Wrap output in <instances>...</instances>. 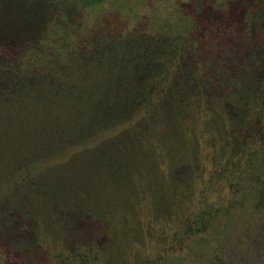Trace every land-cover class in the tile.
<instances>
[{
    "label": "rangeland",
    "instance_id": "374dc122",
    "mask_svg": "<svg viewBox=\"0 0 264 264\" xmlns=\"http://www.w3.org/2000/svg\"><path fill=\"white\" fill-rule=\"evenodd\" d=\"M3 26L10 31V61L20 53L13 43L30 45L15 61L0 57V75H14L0 93L15 94L12 108L0 96V264H59L57 256L61 264H264V0H3ZM250 36L257 40L244 44ZM210 41L222 47L237 43L241 51L218 56ZM254 47L259 57L252 73L247 63L255 57L245 52ZM180 57L197 78L202 72L219 75L224 91L212 87L205 94L173 95L166 88L169 80L148 86L162 90L163 85L168 112L171 105L175 111L174 117L154 121L145 113L146 103L140 109L147 116L143 124L157 126L153 139L160 145L158 155L155 149L143 151L149 162L129 153V162L141 164L148 178L141 187L144 200H136L138 187L128 190V178L110 177L101 161L71 152L83 137L89 112L81 108L75 120L64 117V125L50 126L47 96H59L61 110L67 108L66 94L96 108L100 87L117 81L122 90L134 89L128 75L170 79L179 72ZM165 59L172 63L167 71L159 65ZM231 70L233 83L223 85ZM42 75H64L63 83L53 88ZM73 75H80L77 87L70 82ZM36 95L45 96L44 105L36 107ZM235 96L242 104L241 98L232 102ZM232 106L241 114L239 124L229 120ZM18 110H27L28 119ZM185 117L189 126L182 124ZM37 118L41 121L35 123ZM119 126L96 135V157L102 141L123 137ZM238 150L244 152L243 163L213 170L220 161L226 166ZM56 161L66 164L62 175ZM39 162L44 170L37 168ZM79 162L88 163L85 170ZM188 165L189 178L181 175ZM128 174L133 182L134 172ZM35 207L43 213L42 224L36 222ZM206 211L210 220L186 235L175 234L174 225L160 229L159 220L174 221L181 212L195 225ZM158 233L156 242L151 235ZM82 254L85 260L74 258Z\"/></svg>",
    "mask_w": 264,
    "mask_h": 264
},
{
    "label": "trees",
    "instance_id": "16d2710c",
    "mask_svg": "<svg viewBox=\"0 0 264 264\" xmlns=\"http://www.w3.org/2000/svg\"><path fill=\"white\" fill-rule=\"evenodd\" d=\"M0 1H1L0 2V5H1L3 3V0H0ZM10 24H11L10 21H9V24L6 22H3V25H5V26H8ZM5 26L0 28V39H1L0 40V57H1V55H3V57H5L4 61L12 62V61L17 60L18 58H22L23 54L28 50L30 43H22V42L21 43H16V42L13 43V41H12L13 44H15V45L17 44V48L20 49V53H18L16 55V58L14 60L10 61L9 56L12 55L13 50L10 51L12 46H11V41L9 40L10 38H8L9 35H7L10 33V31H8V33L4 32L8 29V28H5ZM9 30H11V29H9ZM13 31H15V30H13ZM16 31H18V29H16ZM40 33L41 34H39V35L41 36L42 32H40ZM35 38H36V36H35ZM176 39L181 41L183 38H176ZM255 39H256L255 37L250 36V39L245 40L247 42H244V44H249L250 42H248V41H252ZM221 40H222V38H221ZM182 41H181V43H182ZM27 42H30V41H27ZM219 42H213V43L211 42L212 54H217L218 56H223L225 58H228V57H230L229 56L230 53L233 52V56H234L235 52L239 53L241 51V49L239 50L240 45H238L237 43L233 44L232 47H229L230 44H225L222 47V46L218 45ZM181 47H182V44H181ZM235 49H237V51H235ZM245 50H248V49H245ZM249 51L252 53H249ZM249 51L245 52L246 56L248 57L249 55H251L252 57H255L254 61L247 63L248 67L252 68L251 71L253 73V68L257 62L256 60H258V57H259L258 53H257L259 51V48L254 47L253 49H249ZM238 56H241V54L240 55L238 54ZM166 61H167V59H165L164 61L163 60L160 61L159 65L162 66V64L164 62L167 63ZM188 61H189V59L187 60V62ZM165 63L163 64V69H164V71H167V68L172 66V63H170L169 65H166ZM226 66L227 65H225V67ZM190 68L191 67L188 64L184 63L180 57V66L178 68L179 72H176V74L173 75L172 77H170V79L167 78L165 75H128V77H130L129 79L136 83V84H133L134 89L132 88V85H131L129 90H122L123 88L121 86L122 85L121 82H117V81H115L111 86H107L108 89L105 88V86L100 87L99 92H98V102L96 104V108L95 107L94 108H87L85 101H80V100L78 101L77 100V102H75V100H74L75 95L72 96L70 94H66L64 96V98H65L67 108H64L65 110H61L59 108L61 106L57 104L58 98H60V97L54 95V93H50L47 96V101L49 103V106H47V107H49L50 115L47 117L46 122L49 123L50 126H54V127L64 125L63 124L64 117H66V119L68 118L69 120H75L76 118H78L80 116V114H77V112L81 108L86 109L89 113L87 116H84V119L87 122L84 125L85 129L80 134V136L82 135L83 137H80L79 144L72 147L71 152L72 153H79V155L81 153H83V154L85 153V155H87V153H88V154H90V156H87L88 159H90V160L95 159L98 161L99 164L101 161L102 166L104 167L103 169H105L110 174L109 175L110 177H114L118 180L121 179L122 176H125V178H128V181H127L129 183L128 190H131L134 187H138V190H136V191H137V194H139V195L135 196L136 200L143 201L145 194H143V191H142L143 188H141V187L144 186L145 183H147L148 178H146V176L144 175V173L142 171L143 169L141 167V164L129 162V160H131V158H129V156H130L129 153H130V151H134V152L140 154V155H137L138 158H146L145 160L149 162V160L152 161V158L148 159L147 153H145L143 151L146 150V152H147L148 149H155V151L158 155L159 151H157V150L159 148L156 149V147L159 146L160 144L159 143L157 144V142L154 141V139H153V136H155V134H157V132H158L157 126H154L155 124L150 125V126H148V125L145 126L143 124V121H147V116H145V117L141 116L140 115V109H142V108L144 109V104L146 103L147 108L144 109L145 113L148 115L150 120H154V121H156V120L165 121L167 117H174L172 112L175 111V108L171 105V111L172 112L171 111L168 112V106L166 105L164 97L162 98L163 95H167L166 91H162L164 88L163 85H162V90L153 89V88L150 89V87H148V86L153 84V83H154L153 85H157V84H160V82H162V81L164 83L165 80H169L168 87H166V88H171L170 93H172L173 95H177V93L178 94L184 93V94L191 96V95H194V92L198 93V94H202V93L205 94L206 92H210V88H212V87H219L220 91H224V88L219 86L220 85L219 84L220 77H218L219 75H212L210 73L205 74L204 72H202L200 77L197 78L196 75H193L192 73H190V71H189ZM232 69H233V67H232ZM230 72L232 73V70ZM166 75L168 76L169 74H166ZM232 75H233V73L231 75H227V79L225 80L223 85H229V84L233 83L234 79L229 78ZM13 76L14 75H0V87L2 86L4 81L11 82L13 79ZM22 76H24L25 78L33 79V78L37 77L38 75H22ZM62 76H64V75H45V76L42 75V80H43V77H46L48 83H50L53 88H59V87H61V84L63 83ZM253 76L255 77V81H257L258 78L256 79V75H253ZM79 78H80V75H73L71 78V81H70L71 84H74L77 87L79 84L77 82V81H79ZM217 78H218V80H217ZM259 80H260V78L258 79V81ZM207 85L209 88L207 90H205V86H207ZM100 89H101V91H100ZM14 95L12 96L11 94L8 95V94L0 93V96L4 98V102H6L5 105L7 107L10 105L9 108H12V105H13L12 99L14 98ZM157 96H159V98ZM212 96L214 97L213 99L218 98V97H216V95L215 96L212 95ZM34 98L37 101L36 107L39 103L44 105V102H46V101H44L45 96L36 95V96H34ZM80 98L82 99V97H80ZM237 98H241V104H242V97H240V96H235L234 98H232V102L234 100H237ZM8 100L11 101V104H9L7 102ZM147 102H152V105H150L151 109H148V103ZM158 102H160V104H163V107L161 109H159V107H158ZM153 103H154V105H153ZM232 107H233V109L227 108V111H228L227 114H228L229 120L231 122H233L234 125L237 122L239 124V122L241 120V117H240L241 114L238 112L237 109L235 110L234 106H232ZM38 109H40V108H38ZM26 111L27 110H18V112L20 113V118L28 119V117L26 116L28 113ZM39 112H41V110ZM181 113H182L181 111H177L175 113V119L176 118L179 119L181 116ZM35 120H36L35 123H38L41 121L38 118ZM189 120H188V122H189ZM185 121L186 122L182 123V124L186 125L188 123L186 117H185ZM113 124L114 125L115 124L120 125L119 128L122 130L119 134L122 135L123 137L121 138L119 136H116L111 141H108V140L102 141L101 142L102 144H100V151H99L100 155L98 158V157H96V135L99 136L101 132H106L105 129H107V128L109 129V127L112 128L111 126H113ZM189 125H186V126H189ZM210 127L211 126H209V128ZM209 128L206 127V129H205L207 133L204 135V137H205L204 140L207 138L206 135H208V129ZM184 129L185 128L183 127L181 129V132H184ZM124 131H126L127 134H125ZM239 132H240V130H236V131H233V134L237 133L239 135L240 134ZM130 137L133 138V140H130L131 139ZM238 138H239V136H238ZM160 150L164 151L163 149H160ZM22 151H24V150H22ZM113 151H114V153H112ZM243 153L244 152L243 151L241 152V150H238V152L235 153L234 155H233V153H230L231 156L229 157V160H226L227 165L223 166L224 162L220 161L219 163L216 164V168H213V170L214 171H215V169L223 170V167L224 168H229V167L232 168L234 166L235 162H238L240 160L243 163V159H245L242 157ZM114 155H117L119 157V159L117 160ZM163 156H164L163 154H161V153L159 154L160 159L163 158ZM134 161H137V160L135 159ZM87 165H88V163H82V162L78 163V166L81 170L82 169L85 170ZM55 166L57 167L58 175H62V172H64V170L66 168V164L61 163L60 161H56ZM186 167L187 168H185V166H183L182 170L185 172L184 173L181 172V175L189 178L190 175H192L193 173H191L189 165ZM37 168L38 169L41 168L44 170V163L43 162L37 163ZM128 171L134 172L133 182L131 180L130 175L128 174ZM85 172H87V171H85ZM28 180L30 183L29 186L32 188H35L34 185H37V183L32 182V179H30V177H28ZM59 183L60 182L58 181V184ZM25 184H27V183L25 182ZM36 191H37V189H36ZM131 193H134V191H131ZM38 194H39V197H41L43 195L42 193H38ZM51 200H54V199L52 198ZM181 200H182L181 204L184 205L183 199H181ZM23 205L28 209V207L26 206L27 204H25L23 202ZM20 206H22V203H20ZM181 209H183V208H181ZM44 210H43V212H44ZM214 213H216V210L213 211V214ZM44 214H49V213L47 212ZM210 214H212V213H209V211H206L204 216L207 218L204 217L200 221L198 220L197 222H195V225H194L193 223H190L188 220L185 221V218H184L185 215H184V213L181 212L180 214L178 213L175 216L174 221L172 220L171 222H169V221H167V219L166 220L165 219L159 220L160 221V223H159L160 229L164 228L165 226L168 227L169 225H174L175 226V228H174L175 234L180 233L182 235L183 234L186 235L187 233H191L196 228V226L199 227V226H202L205 222H208L210 220V218L206 215H210ZM201 215H203V214H201ZM178 216H181V217L178 218ZM34 217L36 219L37 224H42L41 220L43 217V213L38 212L37 208L35 210ZM108 232L109 231L107 229L106 238L108 237ZM159 234L160 233H158V235H156V236L154 234L151 235L152 238H154L156 242H157V239L159 237L161 238V236H162L161 234L160 235ZM166 239H167V237H166ZM138 242L142 243V241L140 239L138 240ZM156 242L154 243V247H153L154 249H155V247L157 248L159 246L158 243H156ZM168 242H173V241L168 240ZM151 251H152V253H155V251L153 249H151ZM147 254L150 256V258L153 257L150 253V250H149V252H147ZM158 254H161V253H158ZM57 258H58V263L61 264L62 261L60 260V256H57ZM74 258H76V259L78 258L80 260H85L86 257H85V254H82L80 256L75 255ZM96 261H97V258H96ZM108 264H109V261H108Z\"/></svg>",
    "mask_w": 264,
    "mask_h": 264
}]
</instances>
